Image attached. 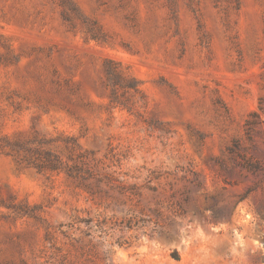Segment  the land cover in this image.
Instances as JSON below:
<instances>
[{
  "label": "rangeland",
  "instance_id": "1",
  "mask_svg": "<svg viewBox=\"0 0 264 264\" xmlns=\"http://www.w3.org/2000/svg\"><path fill=\"white\" fill-rule=\"evenodd\" d=\"M61 135L113 188L7 154ZM0 264H264V0H0Z\"/></svg>",
  "mask_w": 264,
  "mask_h": 264
},
{
  "label": "trees",
  "instance_id": "2",
  "mask_svg": "<svg viewBox=\"0 0 264 264\" xmlns=\"http://www.w3.org/2000/svg\"><path fill=\"white\" fill-rule=\"evenodd\" d=\"M106 72L107 85L112 91L111 103H119L117 89L122 86V76L116 63L107 61ZM59 138L62 140V145H57L56 148L60 149V152L46 148L54 145L55 139L36 136L35 139L27 142H16L7 154L11 155L18 165L33 169L39 174L51 176L64 173L86 183H94L99 189L104 185L113 188L111 184L116 179L109 172L108 168L111 167L101 165L94 151L85 149L74 137L61 135ZM235 147L236 149H230L232 153H237L240 148L238 144ZM118 187L121 193L125 192L124 183L121 182Z\"/></svg>",
  "mask_w": 264,
  "mask_h": 264
}]
</instances>
